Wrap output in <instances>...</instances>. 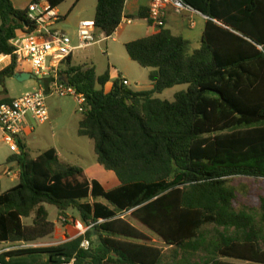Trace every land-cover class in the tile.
<instances>
[{
    "label": "trees",
    "instance_id": "16d2710c",
    "mask_svg": "<svg viewBox=\"0 0 264 264\" xmlns=\"http://www.w3.org/2000/svg\"><path fill=\"white\" fill-rule=\"evenodd\" d=\"M66 1L48 0L54 9ZM183 1L207 17L200 49L191 52L189 41L166 27L125 45L129 58L150 70L152 90H132L120 76L107 91L109 70L98 76L93 65L67 59L61 79L87 99L77 133L94 142L99 164L120 184L106 189L89 180L55 148L32 159L20 142L9 159L20 166L19 183L0 194V244L10 247L0 264H264V197L258 216L237 210L229 185L231 177L264 180V0ZM126 3L98 0V37L121 27ZM137 18L152 25L149 10ZM28 25L27 10L0 0V57L12 59L0 72V95L19 68L11 40ZM182 84L188 89L173 102L155 97ZM48 205L63 214L75 209L89 229L35 246L55 234Z\"/></svg>",
    "mask_w": 264,
    "mask_h": 264
},
{
    "label": "rangeland",
    "instance_id": "374dc122",
    "mask_svg": "<svg viewBox=\"0 0 264 264\" xmlns=\"http://www.w3.org/2000/svg\"><path fill=\"white\" fill-rule=\"evenodd\" d=\"M75 4V0H68L64 4H61L59 11L61 14H64L63 17H65L66 20H62L56 29L66 32L72 39L76 40L77 43L79 17L93 18L96 1L84 0L82 4L76 8L74 7ZM184 21L185 23H189L187 18H185ZM136 24L133 26L122 25L115 39H104L95 46L75 52L73 55L75 64L93 65L100 75L112 69L118 72L116 79L119 77V73L122 74V77H126L130 83V89L135 91L152 90L153 85L149 81L150 70L143 69L139 64L132 61L127 55L128 53L125 48V42L128 38H140L145 36L144 31L146 27L143 28V32L138 31L139 28H135L138 26H136ZM134 29H137V32L130 34V31ZM199 33H201L200 27L197 32H190V30L186 28L181 33L183 38L189 41L191 52L201 47V35ZM107 88H110V86ZM187 89L188 85L182 84L166 90L165 92L158 93L155 97L163 99V101L167 100L173 102L177 93ZM29 92H31V89H27L25 84H22L20 81H11V97H18ZM47 106L50 114V122L44 125L36 124L35 139L37 140L32 147L31 156L34 157L38 152H44L52 147H56L59 149L65 162L84 168V172L89 179L99 181L106 189L117 187L120 183L113 172L106 170L99 164L94 152V142L87 137H80L77 133L78 123L83 118V113L80 111V105L77 99L73 96L51 97L47 99ZM8 145L7 142L0 143V175L3 176V170L7 166L6 157L12 152ZM14 185H16V182H9L4 176L2 185L0 184V193L7 191V189ZM229 185L237 192L238 199L235 201L236 209L248 210V212L258 216L259 202L261 198L264 197V180H255V178L252 177H231L229 179ZM47 208L50 213L49 220L55 224L56 232L52 237L34 244L35 246H49L64 242L65 237H63V235L66 226H71L73 228L72 231L74 235H78L81 232L83 233L84 230L86 231V226L81 222L80 214L75 209H71L66 214H63L52 205H48ZM62 218L70 222L64 223ZM127 218L130 217L127 216ZM30 222V220L25 221L27 224ZM132 222H134L136 227L140 228L148 235L152 240V244L162 248L166 253L170 251L165 243L157 236L153 235L149 230L135 221ZM206 229L213 233L216 231L214 226H208ZM218 230L223 231L222 228ZM9 249V245L0 244V254ZM183 256L184 255L181 253L180 257L183 258ZM201 257V254H199L194 262H200L199 260ZM229 262L234 264H252L235 260H229Z\"/></svg>",
    "mask_w": 264,
    "mask_h": 264
},
{
    "label": "built area",
    "instance_id": "2783aa9c",
    "mask_svg": "<svg viewBox=\"0 0 264 264\" xmlns=\"http://www.w3.org/2000/svg\"><path fill=\"white\" fill-rule=\"evenodd\" d=\"M168 8L177 15L195 13L183 0H150L148 10L152 26L156 28L166 26ZM27 11L30 25L19 29L11 44L15 47L14 54L18 64L30 65L34 75L40 80V86L34 91L12 99L9 103L0 105V130L4 141L9 144L12 152L18 154L20 142L24 140L28 131L33 129L27 121L32 119L35 124L43 125L50 122L48 98L73 96L80 105V111L82 113L87 111L86 97L61 79V67L75 52L108 39L96 35L95 19H87L79 24L77 43H74L69 34L56 29L63 18L50 6L48 0L32 2ZM133 23V19L123 17L121 25L130 26ZM122 84L130 86L124 77ZM62 220L64 223L70 222L67 219ZM88 229L86 226V230ZM87 245L86 242L83 243V246Z\"/></svg>",
    "mask_w": 264,
    "mask_h": 264
},
{
    "label": "crops",
    "instance_id": "0c3cea01",
    "mask_svg": "<svg viewBox=\"0 0 264 264\" xmlns=\"http://www.w3.org/2000/svg\"><path fill=\"white\" fill-rule=\"evenodd\" d=\"M75 1H76V4H75L74 7L76 8V7H79L80 4H82V2L84 0H75ZM95 1H96V5H95V12L93 14V18H89V17L85 18V17L80 16L79 20H78V25L84 20L95 19L96 6L98 5V0H95ZM32 2H34V0H12V4H13V6L16 9L24 10V11H26L28 9L29 5ZM149 7H150V0H127L126 6H125L124 14L127 17H135V18H132V19H134V23L132 24V26L137 23L136 26L137 25L138 26L135 27V28H139L138 31H142L143 32L144 31V29H143L144 27H146V29H147V30L145 29V31H144L145 36L144 37H140V38L148 37V36L154 34L158 30V28H156L155 26L150 25L147 21L137 18V15H138V13L140 12L141 9L148 10ZM56 11L63 18V20H66V18L63 17L64 14L60 13L59 8H57ZM166 15L167 16H166V26L165 27H166V29L171 30L174 35L182 36L181 33L186 28L188 30H190V32H197V30L200 27L201 33H199V34L201 35V45H202V37H203L204 30H205L206 22H207V17L206 16H204L201 13H198V12H195V13H189L188 12V13H184L182 15H177L170 8H168L166 10ZM185 18H187L189 20V23L187 22L188 24L185 23V21H184ZM135 21H136V23H135ZM138 22H140V23H138ZM120 28L118 30H120ZM118 30H116L115 34L113 35V39H115L116 38L115 36L119 34ZM135 32H137V29H134V30L130 31V34L131 33H135ZM124 36H125V33H124ZM137 39H139V38H136V37L128 38L126 40V42H125V45L127 43L132 42V41L137 40ZM73 41H74V43H76V40L73 39ZM11 62H12V59H11L10 56H1L0 57V72L3 71L5 68H7L11 64ZM67 62L68 61L63 63V65L61 67L62 70H64L66 68ZM71 65L72 66H79V65L75 64L73 56L71 58ZM81 65H83V64H81ZM109 72H110V75H111V77H110L111 81L106 86L107 91H109L111 89L112 82H113L114 79H116L117 74H118L117 71H113L112 69L109 70ZM17 73L24 74L26 77H29L30 74L31 75L35 74L33 72L32 67L30 65H22V64L19 65ZM97 74H98V72H97ZM102 75L103 74H101V75L98 74V76H102ZM120 75L122 76V74L119 73V77H120ZM123 77L126 79L125 76H123ZM12 80L18 81L14 77L7 79V81H6L7 93H4V94L0 95V101L4 100L6 98H9L11 100L14 99V98H17V97H11L10 96V83H11ZM21 83L25 84L27 89H31V91H34V90L38 89L39 86H40V80L37 77L36 78L27 79V80H25V81H23ZM109 86H110V88H107ZM0 90H1V88H0ZM21 96H18V97H21ZM27 122H28L29 126H32L33 129L31 131H28L26 137L24 138V140L22 142L25 144L26 149H27V153L29 154L30 158L35 159L41 153V152H38L34 157L31 156L32 147L34 146V144L36 143V140H37V139H35L36 124L34 123L35 121H33L32 119H29V121H27ZM0 143H5L1 130H0ZM52 148H55L57 153H58V156L62 160H64L62 158V154L60 153L59 149L56 148V147H52ZM15 154H17V153L10 152L9 155H7V157H6L7 166L4 168L3 173H4V176L6 177V179H8L9 182H16V184H18L19 183V177H20V166L18 165V162H16V161L9 162V159L12 156H14ZM4 176L0 175V184L1 185H2V181L4 179ZM89 180H94V179H89ZM115 188H113V189H115ZM9 189H7V190H9ZM3 192H6V191H3ZM3 192H1L0 194H2ZM133 224H134V222H133ZM134 226L136 227L135 224H134ZM72 229L73 228L71 226H66L64 228V230H65L64 231L65 233L63 235V237H65V241L64 242L72 240V239L80 236L81 234H83L81 232L78 235H74ZM55 232H56V227H55Z\"/></svg>",
    "mask_w": 264,
    "mask_h": 264
},
{
    "label": "water",
    "instance_id": "95a60500",
    "mask_svg": "<svg viewBox=\"0 0 264 264\" xmlns=\"http://www.w3.org/2000/svg\"><path fill=\"white\" fill-rule=\"evenodd\" d=\"M14 78L16 79V80H18V81H21V82H23V81H25V80H27V79H30V78H36L34 75H29V77H26L24 74H21V73H15V75H14Z\"/></svg>",
    "mask_w": 264,
    "mask_h": 264
}]
</instances>
